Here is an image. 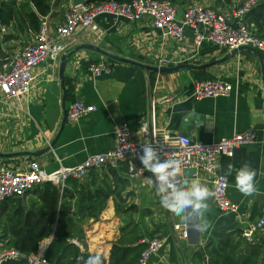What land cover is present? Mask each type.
Returning <instances> with one entry per match:
<instances>
[{
  "label": "crops",
  "instance_id": "obj_1",
  "mask_svg": "<svg viewBox=\"0 0 264 264\" xmlns=\"http://www.w3.org/2000/svg\"><path fill=\"white\" fill-rule=\"evenodd\" d=\"M172 1L178 7L180 15L193 4H203L222 13H230L243 2ZM16 2L20 7L28 0ZM71 6L72 0H54L51 3V13L46 18L52 28L63 23L64 15ZM28 9L34 10V7L30 6ZM22 12L25 14L24 10ZM28 24V21L23 27L18 24H0L5 58L21 52L33 41L35 32L28 28ZM96 24L98 33L80 31L63 42L67 47L63 55H71L63 73V55L56 63L45 62L34 70L35 83L29 97L14 99L2 105L0 168L22 172L32 161L39 162L48 174L61 169L77 168L89 156L114 149V132L120 123H127L137 140L143 138L141 125L147 124L151 133L168 131L205 144L217 143L254 128L257 130L255 143L240 147L233 158H220L221 172L229 180L228 197L239 205L237 213L219 210L212 196L209 200V212L201 217L190 207L186 210L187 221L184 222L161 205L155 184L148 181L152 177L149 171L144 177L132 180L128 171L122 172V165L116 168L129 181V186L123 192L125 198L130 195L127 205L137 206L135 212L146 209L167 213V222L159 223L160 230L168 225L162 236L166 241L165 247L147 264H199L194 262L195 253H204L205 248L222 235L237 230L243 233L248 225L256 223L262 215L264 57L251 50L233 53L206 41L196 45L191 30L185 31L182 41H171L154 28L152 18L148 16L132 22L122 17L101 15L96 19ZM249 24L254 25L258 34L264 37V23L260 27L255 23ZM20 44L24 46L20 47ZM160 59L169 61V68L178 70L171 73L147 72L121 61L131 60L160 68ZM92 64L111 65L112 72L95 78L88 71ZM186 65L191 68H182ZM206 80L228 82L235 90L228 97L193 101L191 94L195 84ZM67 90H70V99H67ZM78 100L95 105L97 111L73 123L68 121L67 113L70 106ZM246 163L257 172L255 179L258 193L249 197L243 196L236 188V172H227L229 164L240 169ZM192 175L190 170L185 173L189 180H192ZM199 181L212 191L208 181ZM116 205L117 200L111 198L99 221L90 220L83 224L84 241L71 240L82 252L89 255L99 253L106 264L110 262L114 243L122 236L119 227L121 216L117 215ZM139 216L140 214L138 218ZM205 220L211 223V227L201 233L197 231V227ZM173 225L186 227L188 239L175 234ZM156 226L149 227V230H154ZM255 239L257 243H263L259 264H264V232L257 233ZM50 243L51 239L43 241L38 252L45 256ZM0 248L5 249L1 243ZM203 264H208L207 260Z\"/></svg>",
  "mask_w": 264,
  "mask_h": 264
},
{
  "label": "built area",
  "instance_id": "obj_2",
  "mask_svg": "<svg viewBox=\"0 0 264 264\" xmlns=\"http://www.w3.org/2000/svg\"><path fill=\"white\" fill-rule=\"evenodd\" d=\"M262 2L264 0H243L230 13H222L203 4H193L180 15L178 7L172 0H131L124 3L110 0L100 4L71 6L64 15L63 23L55 28L51 27L48 18L45 17L32 42L28 43L21 52L5 59L0 58V117L3 104L30 96L35 83L34 70L45 62L56 63L66 53L67 47L63 43L65 40L71 39L80 31L98 33L96 19L101 15L122 17L132 22H138L148 16L152 18L154 28L171 41H182L185 38V31L191 30L196 45L206 41L228 51L251 47L264 57V37H261L256 27L250 25L247 20L251 11ZM0 47L2 48L1 39ZM169 65V61L160 59V68H169ZM88 71L97 78L111 74L112 67L108 64H92ZM234 90L235 87L228 82L206 80L195 84L191 99L200 102L204 99L228 97ZM96 111L95 105L78 100L70 106L67 119L75 123ZM262 129L264 130V110ZM140 130L143 138L137 140L129 125L120 123L114 132V149L107 153L89 156L85 163L77 168L61 169L48 174L37 161L30 162L27 169L22 172L1 167L0 209L8 200L23 198L28 192L45 183H52L63 190L68 179H81L93 169L126 165L128 176L132 180L144 177L147 170L133 153H139L143 144H152L154 147L159 146L162 159L182 161L181 174L175 181L178 187L184 186L182 181L187 179L186 171H194L192 180L210 183L214 192V204L219 210L238 212L239 205L228 197L229 180L221 172L220 158H233L240 147L255 143L256 129L251 128L243 134H235L231 138L212 144L194 142L185 135L171 134L168 131L151 133L147 124L141 125ZM173 231L185 239L189 237L187 228L181 225H173ZM259 232H264V206L260 219L248 225L242 237L248 243L255 244L257 243L255 236ZM142 242L146 243L148 248L142 254L139 264H147L153 256L160 254L166 244L163 238L144 239ZM21 257L22 255L15 250L0 248V264H9L20 260ZM28 259L30 264H50L40 252L31 255Z\"/></svg>",
  "mask_w": 264,
  "mask_h": 264
},
{
  "label": "trees",
  "instance_id": "obj_3",
  "mask_svg": "<svg viewBox=\"0 0 264 264\" xmlns=\"http://www.w3.org/2000/svg\"><path fill=\"white\" fill-rule=\"evenodd\" d=\"M53 1L28 0L20 7L17 6L16 0L0 1V24H18L23 27L28 21V28L36 33L40 30L41 18L51 13ZM107 1L110 0H87V4ZM113 1L124 3L131 0ZM30 6L34 7V10L28 9ZM247 20L259 27L264 23V2L251 11ZM70 97V90H67V99ZM120 169L123 173L128 170L126 165H122ZM128 186L129 181L120 175L118 169L111 167L103 168L102 171L91 170L87 182L70 178L63 190L52 183L40 185L22 198V205L18 199H10L3 204L0 209V243L3 248L15 250L29 258L38 254L43 241L51 239L45 253V258L51 264H82L79 258H87L89 254L82 252L71 240L84 241L83 224L90 220L98 221L111 198L117 200L118 216L133 215L137 206L127 205L130 195L126 198L123 196ZM167 226L166 224L160 230L161 225H158L150 231L140 223L134 226L132 222L127 223L121 229L120 240L112 247L108 264H139L142 254L148 248L142 241L162 238ZM242 234V231L237 230L220 236L205 248L204 253H195L194 262L203 264L207 260L208 264H259L263 243L250 244ZM9 264L30 263L29 259H20Z\"/></svg>",
  "mask_w": 264,
  "mask_h": 264
},
{
  "label": "clouds",
  "instance_id": "obj_4",
  "mask_svg": "<svg viewBox=\"0 0 264 264\" xmlns=\"http://www.w3.org/2000/svg\"><path fill=\"white\" fill-rule=\"evenodd\" d=\"M139 159L143 168L153 174L148 178L150 184H155L157 193L160 196L161 205L180 217L184 222L187 221L186 210L192 208L194 213L201 217L204 213L210 211L209 200L214 196V192L210 191L199 180L184 179L183 187H178L175 183L177 177L181 174L182 161L178 159L163 158L159 151V146L154 147L152 144L141 145L139 153H133ZM164 157L166 154H163ZM236 172V188L245 197L253 196L258 193L256 186L257 172L249 164H244L240 169L229 164L227 166L228 174ZM211 223L203 221L197 227V231L203 233L209 230ZM82 264H104V258L97 253L89 255L87 258L80 257Z\"/></svg>",
  "mask_w": 264,
  "mask_h": 264
},
{
  "label": "rangeland",
  "instance_id": "obj_5",
  "mask_svg": "<svg viewBox=\"0 0 264 264\" xmlns=\"http://www.w3.org/2000/svg\"><path fill=\"white\" fill-rule=\"evenodd\" d=\"M25 41H23L24 44ZM20 44V47H23L24 45ZM91 171V170H90ZM89 171V172H90ZM102 171V169H101ZM89 172L87 173V175L81 179H77L80 182H87L88 181V177H89ZM66 187V186H65ZM150 210H146L142 211V212H134L133 215L127 216V217H120V222H119V227L122 229L123 227L126 226L127 223L132 222V226H134L137 223H140L142 225V227L146 228V229H150L149 227H152L154 225H160V221H163L162 223L164 224V222H167V213L165 211H150ZM166 215H165V213ZM143 213V214H142ZM138 214H140L139 218H138ZM99 221V220H98ZM120 229V232H121Z\"/></svg>",
  "mask_w": 264,
  "mask_h": 264
},
{
  "label": "water",
  "instance_id": "obj_6",
  "mask_svg": "<svg viewBox=\"0 0 264 264\" xmlns=\"http://www.w3.org/2000/svg\"><path fill=\"white\" fill-rule=\"evenodd\" d=\"M72 4H73V6H79V5L87 4V0H72ZM244 50H251V51L259 53L256 49H253L251 47H245V48H241L240 50H234L233 53H237L238 51H244ZM107 56L111 57L110 55H107ZM5 57H6V55L3 54L2 48L0 47V58L3 59ZM70 57H71V55H69V56L63 55L62 56V58H61V60H62V66H61L62 67V73H63V69L66 67L68 59ZM111 58H113V57H111ZM121 61L123 63H126V64H129V65L141 68V69H143V70H145L147 72L153 71V72H168V73H171V72H175L176 70H178V68H154V67H150V66H146V65H142V64L136 63V62L131 61V60H121ZM182 68H191V67L186 65V66H183ZM192 172L194 173V171H192ZM151 175H152V173H151ZM18 202L20 203V205H22V203H23L22 198L18 199ZM21 259L28 260V257L22 256Z\"/></svg>",
  "mask_w": 264,
  "mask_h": 264
}]
</instances>
